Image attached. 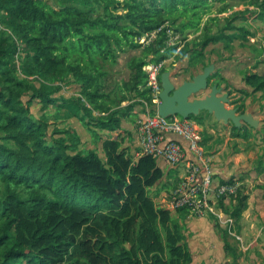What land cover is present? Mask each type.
I'll return each mask as SVG.
<instances>
[{
  "label": "trees",
  "instance_id": "16d2710c",
  "mask_svg": "<svg viewBox=\"0 0 264 264\" xmlns=\"http://www.w3.org/2000/svg\"><path fill=\"white\" fill-rule=\"evenodd\" d=\"M78 1L83 5L0 0V264H191L176 220L152 199L153 187L160 186L157 194L171 188L161 185L164 173L157 161L145 156L134 162L130 150L110 136L103 140L94 133L102 141L100 156L97 149H85L72 130L49 134L48 122L34 120L29 105L21 104L28 98L46 110L57 100L51 91H32L27 79L13 76V61L35 81L58 78L78 86V96L68 102L79 107L88 121L84 125L116 133L122 103L139 98L152 107L144 66L189 56L188 67H206L204 50L217 39L202 37L223 20L227 25L219 36L227 41L224 34L237 18L218 17L229 0ZM240 1L254 8L264 25V0ZM165 25L184 38L200 35L177 52L166 48L164 30L129 62V79L105 92V64L139 50L136 39ZM243 81L252 94L264 96V76L248 72ZM189 119L200 124L197 117ZM243 132V138L250 134ZM222 201L238 223L246 209L243 189L228 208Z\"/></svg>",
  "mask_w": 264,
  "mask_h": 264
},
{
  "label": "rangeland",
  "instance_id": "374dc122",
  "mask_svg": "<svg viewBox=\"0 0 264 264\" xmlns=\"http://www.w3.org/2000/svg\"><path fill=\"white\" fill-rule=\"evenodd\" d=\"M50 2L54 6L72 5L80 7L81 5H83V3L78 0H50ZM254 10L255 9L250 5H244V3L242 4L240 0H229L226 13L218 15L219 19L229 17L237 18L236 21L232 20V22L230 23V26L233 29L226 31L224 34L227 35V41L223 40L222 37L219 36L220 29H222L225 24L227 25V22L225 23L223 20H220V23L217 27L211 25L213 32L202 37L201 41L210 39L212 37H216L217 39L216 43L209 44L204 50V54L206 57L205 62L214 64L215 74L217 73V76L211 79L210 84H217L219 87L223 88L224 94L228 95L230 101L233 102V106H237L238 109L240 108L241 110H251L254 114V118L260 120V125H262V128H258V131L263 129V133H261V135H255V130L249 128L250 134H252L253 136H259V138L253 137V139L248 143V149L249 151L251 149L250 152H253L254 157L258 156L257 160H254L255 167H257L256 169H258L259 171L262 170V172H264V165L261 164L264 159V96L262 95V93L252 94V90L248 86H246L243 81L245 74L248 72L264 76V25L259 22L256 14H253ZM245 18L246 20H244ZM244 33H247L246 37H244ZM199 35L200 33H198L197 35H191L189 33L188 35H186V41L189 42ZM141 51L142 49L137 50L134 53L135 55L131 56L129 62L133 58L141 57ZM188 57L189 56H186L185 59L181 61H174V57H172L171 59L167 60V63L164 66L167 71L174 72L173 82L177 86L183 82V79H185L186 77H191L198 68L202 67L201 63H197L196 65H194V67L191 68L188 67ZM118 58H120V56ZM13 64L16 69V75L12 73L13 76H15L19 80L27 79L30 82L29 85H31L32 91H36L39 89L51 91L54 99L57 100L55 106H51L46 110H41L42 108L40 104H37V102L35 101L30 104L28 98H23V102L21 105H23L24 107L29 105V114L32 115L33 119L38 121H47L49 124V134H52L54 129L60 131L72 129L74 130V132H76V134L77 131L80 134L83 130V128L80 126V123L78 122V116L81 113V110L78 106L68 102L69 99L78 96L80 92L79 87L73 84L70 85V83L65 81L61 82V80L58 78L48 82L40 79L35 81L32 77H26L27 73L20 62L14 60ZM104 69L109 71L107 73L105 82L106 92L109 90H115L116 85L120 84L121 82L120 77H126L128 74L127 69H119L118 65L117 67L112 66L110 62L105 64ZM0 79H4V77L0 75ZM206 125L210 126L211 124L207 123ZM83 135L84 134H81V136ZM86 147H88V143ZM91 147H93V145H90V148ZM259 154L262 155L259 156ZM131 155H134V153ZM172 174L173 173H171L170 176H172ZM165 183H167V185L171 187L169 190L170 192L163 190L159 194H157L160 186L153 187V189L151 190L155 208L158 210H165L170 212V218L172 219V221L176 220L178 224L180 233L184 238L182 243L187 246L191 254L192 262L194 257L195 264H198L199 260L197 258L195 259V255H197V253L193 251V247H195L196 245V242L194 241V234L187 229L188 225L186 224L185 220L189 217L195 219L202 218L191 216L189 215L188 211L178 213L177 211H173L164 206L165 204L163 205V202L166 201V196L169 194L171 195L172 191L178 186V184L175 183L174 180L169 181V179H164L161 185H164ZM253 186L256 185L253 184ZM259 189H261V187H259ZM259 192L262 195L261 198L264 200L263 190ZM220 202L218 201L215 209L218 211H223V214L226 216L227 214L220 206ZM229 202L230 200L226 199L224 200V202L222 201V205L225 208H228ZM247 204L248 198L246 197V208ZM203 218H209L213 226L212 228L216 229L218 232L221 231L223 233L221 237L223 238L224 242H226L227 237L229 238L230 235L239 240V238L235 236V229L236 224H238L241 219L238 223H233L232 227L229 229L226 224L219 223V221L213 216L206 215ZM260 224H262V222L257 221L255 223V226H259ZM237 240L234 241L238 243Z\"/></svg>",
  "mask_w": 264,
  "mask_h": 264
},
{
  "label": "crops",
  "instance_id": "0c3cea01",
  "mask_svg": "<svg viewBox=\"0 0 264 264\" xmlns=\"http://www.w3.org/2000/svg\"><path fill=\"white\" fill-rule=\"evenodd\" d=\"M136 51L137 50L125 51L119 55L120 58H118L115 63L110 64L116 67L118 65L119 69L124 68L128 70L129 60L131 56L135 55L134 53ZM150 59L151 57L148 58V60ZM208 65H210V63H208L207 66ZM203 68L204 67L198 68L191 77H186L182 81L191 80L193 76L201 73ZM104 71L106 73L109 72L107 70ZM128 79L129 70L126 77H120V84L126 82ZM222 94H224V89ZM144 104L145 101L139 98L121 104L119 107L121 127L116 133L100 132L95 128L88 129L87 126L84 125V123L88 121L87 119L84 120L82 112L78 116V122L83 128L81 133L79 134L77 131L76 134L72 129L67 130H72L77 135L85 149H97L100 156L102 141H98V139L94 137V133L99 134L103 140L108 136L112 139L119 140L122 150L128 149L130 150V154H133L138 150L137 122L142 119L145 114ZM227 108L231 109L233 105ZM239 112H250L253 114L249 109L241 110L239 108ZM197 118L200 123L199 126L202 129L203 147L210 159L212 174L215 181L221 184L222 182L238 181L240 183V189H243V196L248 198V204L246 210L242 213L240 222L236 224L235 236L239 238V240L230 235L229 238L227 237L226 242H224L221 237L223 233L212 228L213 226L209 218L195 219L187 216L189 217L185 220L188 225L187 229L194 234V241L196 242L195 247H193V251L197 253L195 259L197 258L199 260L198 264H264V200L261 198L262 195L259 192L262 191L259 187L263 186L264 172L256 169L255 161L258 156L254 157L253 152H250L251 149L250 151L248 149V143L253 137L259 138V136H253L248 133V137L243 138V131L249 129V127L240 129L241 131H239V133H235L233 132L234 127L232 124L229 123L225 126L217 122L212 115L205 112L200 113ZM207 123L211 125L208 126L206 125ZM259 128H262L260 120ZM259 132L261 134V131ZM81 134L84 135L81 136ZM254 134L260 135L256 134L255 131ZM168 138L179 142L186 149V154L189 159L192 160L194 158L188 152L187 143L181 138L176 136H169ZM87 143L88 147H86ZM90 145H93V147L90 148ZM261 155L262 154H259V156ZM261 164L264 165V159ZM157 165L164 173V179H169V181L174 180L175 183L178 184L183 178L182 168L172 167L163 160H158ZM171 173H173L172 176H170ZM253 184L256 186H253ZM257 221H261L262 224L255 226ZM235 223L234 220V224ZM233 239L237 240L238 243ZM192 264H195L194 257Z\"/></svg>",
  "mask_w": 264,
  "mask_h": 264
},
{
  "label": "built area",
  "instance_id": "2783aa9c",
  "mask_svg": "<svg viewBox=\"0 0 264 264\" xmlns=\"http://www.w3.org/2000/svg\"><path fill=\"white\" fill-rule=\"evenodd\" d=\"M164 30L166 48L176 47L179 52L187 42V36L185 38L180 36L166 25L143 34L135 42L143 50L150 46ZM166 63L167 61L149 63L143 67L147 75L145 88L151 97L152 107L145 102V114L137 122L138 150L133 155V161L136 162L148 156L156 161L163 160L172 167L182 168L183 178L171 195L166 196L163 205L165 204L164 206L173 211L185 209L189 215L197 218L213 216L219 223L226 224L230 229L234 223L233 218L229 215L225 216L223 211L216 210L215 206L218 201L230 200L235 196L240 189L239 182L221 184L215 181L210 159L203 147L202 129L199 124L191 119H181L177 116L162 118L156 112L157 105L160 103V75ZM169 136L179 137L187 143L188 152L194 158L189 159L186 149L179 142L169 139Z\"/></svg>",
  "mask_w": 264,
  "mask_h": 264
},
{
  "label": "water",
  "instance_id": "95a60500",
  "mask_svg": "<svg viewBox=\"0 0 264 264\" xmlns=\"http://www.w3.org/2000/svg\"><path fill=\"white\" fill-rule=\"evenodd\" d=\"M214 74L215 67L210 64L191 80L183 81L177 86L173 82L172 72L161 73L160 103L156 108L157 114L162 118L177 116L181 119H189L205 112L225 126L230 123L236 129L249 127L258 130L259 120L254 118L252 113L240 114L238 108L228 109L231 102L227 94H222L223 89L217 85L209 88L210 79Z\"/></svg>",
  "mask_w": 264,
  "mask_h": 264
},
{
  "label": "flooded vegetation",
  "instance_id": "af4514ba",
  "mask_svg": "<svg viewBox=\"0 0 264 264\" xmlns=\"http://www.w3.org/2000/svg\"><path fill=\"white\" fill-rule=\"evenodd\" d=\"M210 83H211V81L209 82V88H211V87L213 86V85H211ZM214 85H217V84H214ZM217 86H218V85H217ZM218 87H219V86H218ZM220 88H221V87H220ZM222 89H223V88H222ZM222 93H223V91H222ZM201 97H203V96H201ZM229 100H230V99H229ZM230 102H231V105H233V102H232V101H230ZM231 105H230V106H231ZM230 106H229V107H230ZM233 108H238V107L233 106ZM240 114H241V113H240Z\"/></svg>",
  "mask_w": 264,
  "mask_h": 264
}]
</instances>
